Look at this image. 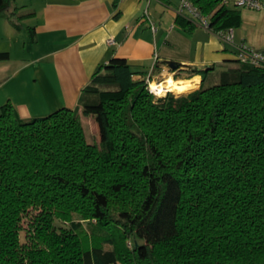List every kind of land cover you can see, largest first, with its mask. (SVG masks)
Here are the masks:
<instances>
[{
	"label": "trees",
	"instance_id": "1",
	"mask_svg": "<svg viewBox=\"0 0 264 264\" xmlns=\"http://www.w3.org/2000/svg\"><path fill=\"white\" fill-rule=\"evenodd\" d=\"M190 1L211 30L241 23L220 0ZM16 8L0 0L19 27ZM233 62L156 96L110 58L78 99L94 143L77 108L20 117L3 103L0 264H264V66Z\"/></svg>",
	"mask_w": 264,
	"mask_h": 264
},
{
	"label": "crops",
	"instance_id": "2",
	"mask_svg": "<svg viewBox=\"0 0 264 264\" xmlns=\"http://www.w3.org/2000/svg\"><path fill=\"white\" fill-rule=\"evenodd\" d=\"M14 5L25 6L16 0ZM177 5L178 0H29L26 18L15 21L19 27L0 15V52L8 53L0 59V106L11 102L20 117L77 108L84 123L90 117L78 104L81 90L112 57L125 58L153 80L197 77L196 88L201 76L192 70L236 66L235 45L264 50V9L234 7L241 23L227 43L217 31L179 14ZM177 15L188 24L176 22Z\"/></svg>",
	"mask_w": 264,
	"mask_h": 264
},
{
	"label": "built area",
	"instance_id": "3",
	"mask_svg": "<svg viewBox=\"0 0 264 264\" xmlns=\"http://www.w3.org/2000/svg\"><path fill=\"white\" fill-rule=\"evenodd\" d=\"M221 5L227 7H244L248 9H264V0H220ZM177 12L179 14H185L191 19L195 20L200 26L209 28V15L201 13L199 8L195 6L190 0H178ZM154 29V28H153ZM220 39L227 43L233 41V29L232 27L217 31ZM111 41V40H110ZM235 58L242 63H249L256 66H264V50L255 49L245 43H239L234 47ZM150 75L145 77L148 89L151 93L155 92L150 88ZM156 95V94H155Z\"/></svg>",
	"mask_w": 264,
	"mask_h": 264
},
{
	"label": "rangeland",
	"instance_id": "4",
	"mask_svg": "<svg viewBox=\"0 0 264 264\" xmlns=\"http://www.w3.org/2000/svg\"><path fill=\"white\" fill-rule=\"evenodd\" d=\"M16 2L18 3L19 6H21L22 4H25L24 7H17L16 8L17 17H15V21L16 20L20 21V20L26 18V15L24 16V13H25V10H27L26 6H27V4H29V0H16ZM19 8H21V9H19ZM223 69H224V67H221V66L217 65V66L214 67V69L209 70L208 73L206 74V83L207 84L214 83L217 80V78H218L219 72L221 70H223ZM151 81H154L155 83L156 82L158 83V82L163 81V79L159 76V77L154 78V80L151 78L150 82ZM191 89H195V85L193 84V82H192L191 88H189L187 90H184V91H181V92H174V93H176V94L184 93V92H187V91H189ZM167 92L168 91H164L163 93H157L158 95H156V96H163ZM171 92H173V91H171ZM88 116L90 118H85L84 119V123H83L86 139H87L88 142H91V143L98 142L99 136H98L97 130L94 129V125H96V124L94 123L93 115L92 114H88ZM83 227L86 229L87 232L90 231L89 227L86 225V222H83ZM20 239H21V241H23V232H21Z\"/></svg>",
	"mask_w": 264,
	"mask_h": 264
},
{
	"label": "bare ground",
	"instance_id": "5",
	"mask_svg": "<svg viewBox=\"0 0 264 264\" xmlns=\"http://www.w3.org/2000/svg\"><path fill=\"white\" fill-rule=\"evenodd\" d=\"M192 81H197V77H193V79H188L185 81H178L168 77L163 82H156L157 84L154 81H151L150 88L155 92L156 95H158L157 93H163L164 91L168 90L173 92H181L184 90L186 85L192 84Z\"/></svg>",
	"mask_w": 264,
	"mask_h": 264
},
{
	"label": "water",
	"instance_id": "6",
	"mask_svg": "<svg viewBox=\"0 0 264 264\" xmlns=\"http://www.w3.org/2000/svg\"><path fill=\"white\" fill-rule=\"evenodd\" d=\"M168 64L170 65L171 68H177V63L175 62L169 61ZM204 70L207 71L208 67H206Z\"/></svg>",
	"mask_w": 264,
	"mask_h": 264
}]
</instances>
